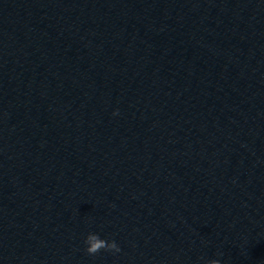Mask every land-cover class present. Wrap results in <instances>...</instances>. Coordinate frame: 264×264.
Here are the masks:
<instances>
[{"label":"water","instance_id":"95a60500","mask_svg":"<svg viewBox=\"0 0 264 264\" xmlns=\"http://www.w3.org/2000/svg\"><path fill=\"white\" fill-rule=\"evenodd\" d=\"M214 259L264 264V0H0V264Z\"/></svg>","mask_w":264,"mask_h":264},{"label":"clouds","instance_id":"9594fccd","mask_svg":"<svg viewBox=\"0 0 264 264\" xmlns=\"http://www.w3.org/2000/svg\"><path fill=\"white\" fill-rule=\"evenodd\" d=\"M116 113H114L115 115ZM84 243L87 245L86 252L89 255H95L99 253L101 250L108 252H119L120 248L117 243L113 241H106L105 239H101L98 234L89 233L86 237ZM208 264H220L219 260H211Z\"/></svg>","mask_w":264,"mask_h":264}]
</instances>
